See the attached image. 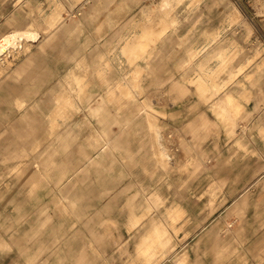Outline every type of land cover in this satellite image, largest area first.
<instances>
[{
  "label": "rangeland",
  "instance_id": "1",
  "mask_svg": "<svg viewBox=\"0 0 264 264\" xmlns=\"http://www.w3.org/2000/svg\"><path fill=\"white\" fill-rule=\"evenodd\" d=\"M164 2L0 0V39L41 33L0 57V264H264V0ZM224 51L206 96L194 79ZM156 223L173 239L149 263Z\"/></svg>",
  "mask_w": 264,
  "mask_h": 264
},
{
  "label": "bare ground",
  "instance_id": "2",
  "mask_svg": "<svg viewBox=\"0 0 264 264\" xmlns=\"http://www.w3.org/2000/svg\"><path fill=\"white\" fill-rule=\"evenodd\" d=\"M165 3H171V0H166ZM57 20H58V14L57 13H55L53 16L48 18V22L50 24L56 23ZM40 37H41V34L39 32H34V31H23V32L10 33V34L4 36L2 39H0V57L1 56H5L9 52H11V50L20 49L22 47L24 41L34 42V41L39 40ZM147 37H148V35L146 33H144L140 37V39H141L140 42L132 43V44L129 43L128 44L129 48H127V53L126 54H127L129 60L132 63H134L138 59L137 58V53L135 52L136 48L143 47L145 50H148V47H149L150 44L146 41ZM19 51L20 50H18L17 52H19ZM13 53H15V52H13ZM225 56H226V54H224L222 56L220 66L216 70H212L214 76H216L215 75L216 73H219L220 71H222L223 69L226 68V63L229 61V59H227ZM206 69H207V67H206ZM208 74H209V72L206 71L205 69H203V72L201 73V77H200L201 80H203V82H205L206 84L211 82V79L209 78ZM131 78H132L131 81L133 80V82L135 83L137 79H135L134 76H132ZM73 79H74L73 81L77 84L76 75L73 77ZM83 88L84 87L80 88V93L83 91ZM214 88H216V87H214ZM69 104H71V103L67 102L65 104H61L60 108H61V112H63L64 116H65V111H64L65 108H64V106H67ZM73 109H74V107H73ZM70 111H72V110H69V112ZM65 119H66V117H65ZM57 127H60V125H58V123L56 124V128ZM172 239H171V236L169 235L167 229L166 230L163 229L161 224L160 225H156L155 229L153 231V234L148 236V240L147 241H145V240L141 241L142 244L139 247L141 256H143L145 258V260H147L150 263L152 261V259L155 258V254L157 252L161 251V250L164 251L165 250V246L170 244ZM159 253H157V254H159ZM159 256H161V255H159ZM177 264H191L190 261H189L188 255L187 254L183 255L180 258V260L177 262Z\"/></svg>",
  "mask_w": 264,
  "mask_h": 264
},
{
  "label": "crops",
  "instance_id": "3",
  "mask_svg": "<svg viewBox=\"0 0 264 264\" xmlns=\"http://www.w3.org/2000/svg\"><path fill=\"white\" fill-rule=\"evenodd\" d=\"M166 1V0H165ZM164 6V10H166L167 8H170L171 6H172V2L171 3H165L164 2V4H162V7ZM167 21H169V19L167 18L166 19V22L164 23L166 26H168L169 25V23H167ZM172 22V21H171ZM23 31H34V32H39V30H37L36 28H34V27H29L28 29H23V30H16V31H13V32H23ZM12 32V33H13ZM40 33V32H39ZM41 34V33H40ZM159 34H162V32H160ZM152 36V33L151 34H149L148 35V37L146 38V41L150 44L153 40H154V37H151ZM141 37V36H140ZM139 37V38H140ZM141 41V39H139L138 41H133V43H137V42H140ZM33 42H27V41H24L23 42V45H22V47L20 48V49H18V50H21L23 47H24V44H26V45H29V44H32ZM137 46V45H136ZM150 46V45H149ZM127 48H129V46L127 45L126 46V48H125V53H127ZM18 50H11V52H9L8 54H6L4 57H7V56H11L12 54H13V52H17ZM132 51V50H131ZM135 52L137 53V58H140V57H142L144 54H145V52H147V50H145L143 47H141V48H136L135 49ZM224 54H226V58L228 59V55H227V53L224 51V52H222V54L221 55H219L218 57H221L222 58V56L224 55ZM217 57V58H218ZM219 59V58H218ZM228 61V60H227ZM228 66V62L226 63V67ZM206 67H207V69H206ZM203 69H205L206 71H208L209 72V78L211 79V82H209V83H205V82H203V80H201V73L203 72ZM235 73L234 72H230V77H233V75H234ZM76 77H77V85L78 86H76V88L78 89V92L80 93V88L82 87L81 86V82H82V77L81 76H77L76 75ZM134 77H135V79H137V77H138V75H137V73H135L134 74ZM194 82L196 83V85L198 86V89L200 90V91H202L206 96H211V95H213L214 93H217V92H220L222 89H223V87H224V85L223 84H218L217 82H215V80H214V75H213V72H212V70H209L208 69V63L205 61V62H203L201 65H200V73H199V75L197 76V78H195L194 79ZM136 83V82H135ZM214 87H216V88H214ZM126 92H128V94H124V92H122L123 93V95L124 96H126V98H130L131 96H132V93L129 91V90H126ZM66 98V97H65ZM66 99H68V98H66ZM21 104V103H20ZM61 104H59V107H58V110L56 111V113H54V122H53V124H52V127H53V129L56 131L57 130V128H56V124H57V118L60 116V117H63L64 116V114H63V112H61ZM216 107H217V111H218V114L219 115H221V116H223L225 119H229V116H230V113H234L235 115H237V113L239 112V110H240V104L236 101V99L232 96V95H230V94H227V96H226V99H225V101H224V104H217L216 105ZM60 108V109H59ZM152 126H153V128H156L157 129V127L154 125V124H152ZM158 131V130H157ZM230 152H232L231 154H233L234 155V152L233 151H230ZM230 155V154H229ZM239 155H244V154H242V153H239ZM238 156V155H237ZM240 157V156H239ZM232 167H231V170L232 171H237V170H241V171H244V170H250V168H252L253 167V165L254 164H252L251 163V161H250V158H248V159H242V160H238V159H235V160H233V158H232ZM256 164V163H255ZM238 165V166H237ZM250 182H252L253 181V179H251V180H249ZM250 182H247V183H243L242 185L244 186H246V185H249L250 184ZM155 201H159V198L158 197H156L155 198ZM138 223L140 222V221H137ZM156 225H160V223H156L154 226H153V228H151V230H149V232L147 233V235L144 237V239H142V241L143 240H145V241H147L148 240V236H150L151 234H153V231H154V229H155V226ZM163 229H165V228H163ZM166 230V229H165ZM141 244H142V242H140V245H139V247L141 246ZM140 249V248H139ZM183 255H185V254H183ZM182 255V256H183ZM181 256V257H182ZM180 257V258H181ZM180 258L178 259V261L180 260ZM145 259V258H144ZM177 261V262H178ZM190 261V260H189Z\"/></svg>",
  "mask_w": 264,
  "mask_h": 264
}]
</instances>
